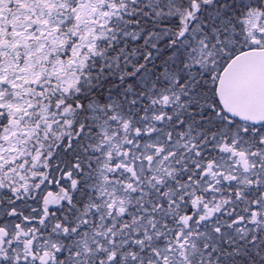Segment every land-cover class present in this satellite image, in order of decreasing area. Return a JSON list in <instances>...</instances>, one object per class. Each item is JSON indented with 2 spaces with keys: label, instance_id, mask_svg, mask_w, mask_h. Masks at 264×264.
<instances>
[{
  "label": "snow or ice",
  "instance_id": "1",
  "mask_svg": "<svg viewBox=\"0 0 264 264\" xmlns=\"http://www.w3.org/2000/svg\"><path fill=\"white\" fill-rule=\"evenodd\" d=\"M0 264H264V0H0Z\"/></svg>",
  "mask_w": 264,
  "mask_h": 264
}]
</instances>
